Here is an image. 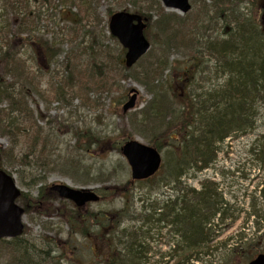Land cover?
<instances>
[{"label": "trees", "instance_id": "obj_1", "mask_svg": "<svg viewBox=\"0 0 264 264\" xmlns=\"http://www.w3.org/2000/svg\"><path fill=\"white\" fill-rule=\"evenodd\" d=\"M214 1L212 9L207 10L206 8L204 11L203 7L199 17L191 23L174 14H166L161 4L156 0H127L132 6V10L159 14L158 28L165 34L167 31L173 32V36L176 38L173 42L169 38L165 46L172 48L175 43L179 49L186 51L188 53L186 57L189 58L186 61L196 65V73L203 66V56L206 54L212 57L211 61L216 65L222 63L227 55L230 57L231 63L234 64L230 71L231 76L222 86H215L214 94L205 97L206 91L201 90L200 94L198 93V99L192 98L193 91H189V94L184 97L169 94L156 84L158 74L164 70L166 61L163 63L164 65L160 61L156 66L154 63L143 65L146 66L143 68V77L135 72L128 76L122 74L119 77L122 80H126L128 77L133 78L143 83L147 90L156 93H151L156 97L143 111V137L145 138V131L150 135L148 140L153 146L160 150L169 146L172 155L178 143V137L175 139L173 135L179 133L181 129L177 126L186 125L191 120L192 115L185 112L188 111L190 102L198 101L200 115L201 110L205 109L207 113L205 121H200L198 117L195 125L191 127L194 130V132L192 131L194 135L189 143L190 147L188 148V145L186 147L190 153L180 159L181 164L183 161L184 164L191 162L200 166L197 167L198 169L208 166L206 160H210L212 163L216 159L215 144L210 139L214 141V138L217 137L224 140L233 129L244 131L250 128L253 130L256 115L252 113V109L255 110L256 106L260 114L264 110V27L261 25L264 22V0H258V4L255 6L259 8V11H252L249 16L240 12L239 7L234 3L235 0ZM35 2L36 0H0V137L9 138L14 147H18L25 138L29 144V152L25 154V157L31 154L36 162H41L42 158L46 156L45 143L47 139L42 137L43 130L36 125L35 113L30 108L33 96L38 95L44 101H48L52 91L57 100L63 101L66 97L65 94L73 92L78 93L82 102L89 103L88 94L98 93L103 88L112 90L115 86V78L114 75L110 77L103 75L102 79L101 75L97 77L95 74L96 67L101 70L102 67L105 68L102 58L106 55L107 50H102L100 42L97 44L96 48L98 49L94 51V54L88 53L87 48L84 47L78 46L79 50L77 47H72L66 58L65 75L61 79L54 78L55 83H51L48 90H42V84L39 81L42 79H38L33 64L39 67L41 60H46L48 65L53 64L59 56L58 53H61L60 46L63 40L58 43V39H54V37L48 39L41 33L40 36L35 35V33L38 34V25L36 26V24H39L44 16L39 10L37 13L33 10ZM56 2L59 7L68 6L70 13L73 7L78 11L77 14L71 13V17L61 18V20L67 19L66 21L71 24L72 27H67L68 31L75 30L69 38L72 45L79 40L83 31L89 32L90 28L86 23L88 19H82L90 6L89 0H40L41 7L48 6V9L54 7ZM257 15H261L260 19L257 18ZM64 16L67 17L66 14ZM208 23L211 24L206 27L205 31L204 26ZM215 23H221L223 35L208 34L215 32L213 28ZM246 27L249 29H245ZM78 29L84 30L80 32ZM202 31H205L204 34H201ZM223 36L232 40V49L225 52ZM110 39L112 38L110 37ZM98 40L96 37V42ZM225 45L229 46L230 43H225ZM28 53L32 55L30 58L27 57ZM83 56L89 57V63L88 61L85 64L82 63ZM199 60L201 65L198 64ZM211 74L215 73L211 72ZM204 79L201 77L200 86L202 87ZM214 80L216 79L214 78ZM179 103H183L184 106L178 105ZM179 111L180 113L177 114ZM74 135L78 138L79 143L83 140L88 145L95 144L103 148H108L111 142L109 139L103 140L89 130L85 132L76 130ZM119 148L117 146L116 150L119 151ZM260 148L264 152V143L260 145ZM21 162H24V159ZM261 162L264 163V159H261ZM177 195L179 197L176 202L168 207L154 208L160 214H157L155 220L148 223L152 228L159 226V230H168L172 240L174 237L178 238V242L174 246V252L178 258L177 264H188L192 259L199 262L201 260L200 249H204L206 245H210L208 243L212 242L213 221L218 216L221 220L226 217V214H220V207L223 204L221 194L217 193L213 183L204 182L202 190L199 192L180 186ZM262 195L264 198V191H262ZM25 197L24 195L20 199L23 204ZM58 200L61 205L65 204L56 193L41 188L34 204L39 209L47 206L50 210L52 206L57 211L58 207L53 204L55 205V201ZM52 213L50 211V215ZM79 217L78 210L71 208L70 213L63 215V218L69 222L73 220L72 223L75 224ZM81 231L83 233H69L68 240L60 245L61 253L58 256L53 254V248L58 246H55L53 241L44 240L41 243L34 241L30 244L20 239L12 242L0 241V250H6L13 264H79L70 255V253H75L76 236L81 235L87 238L93 234L85 233L86 228ZM93 235L95 236V234ZM96 235L109 242L110 251L112 249L119 250L110 253L103 264H150L149 256L151 253H156L149 243L155 239L152 233H120L118 239L122 243L123 249L116 246L113 239L114 233H98ZM156 235L159 237L160 233ZM46 246H50V250L42 253V247ZM255 247L257 246L248 243L233 248L231 253L236 257V260L246 258L245 262L250 257L249 251L255 250Z\"/></svg>", "mask_w": 264, "mask_h": 264}, {"label": "rangeland", "instance_id": "obj_2", "mask_svg": "<svg viewBox=\"0 0 264 264\" xmlns=\"http://www.w3.org/2000/svg\"><path fill=\"white\" fill-rule=\"evenodd\" d=\"M190 1L192 11L189 13L187 21H191V23L199 17L202 6L212 7V2L209 0ZM249 2L248 0L245 3L243 1L238 4V7L243 9L244 13L250 12ZM89 4L88 11L82 18L88 19L86 23L90 28L89 32L78 29L83 32L80 34L79 40L71 45L69 38L75 30L68 31L67 27L71 24L66 21L67 19L61 20V18L71 17V13L77 14V9L73 7L70 13L68 6L59 7L57 2L50 9L48 6L42 8L40 0L36 1L35 7H33L34 11L37 13L39 10L44 15L40 23L36 24L41 35L48 39L54 37V39H58V43L63 40L60 46L61 53H58L59 56L54 61V66H49L46 60L40 63L41 71H38V76L42 80L39 81L42 84V90H48L51 83H55L54 78L61 79L65 75L66 58L72 47H77V49L84 47L87 48L88 53L94 54V51L98 49L96 48L97 44L101 42L102 50H107L106 55L102 58L105 68L102 67L104 71L102 73L101 68L96 67L94 70L98 73L95 72V74L97 77L101 75L102 79L103 75L105 77L114 75V88L112 90L103 88L98 93L91 92L88 94L89 103L82 102L78 93L73 92H69L67 95L64 93L66 97L63 101L57 100L52 91L48 101H44L38 95L33 96L31 107L37 114L36 125L43 130L42 137L47 139V142L45 141L46 156L42 158L41 162H36L34 157L29 154L24 158V165H22L19 162L21 158L18 159V156L21 153L24 155L29 152L28 141L23 138L17 148L9 150L12 144L8 138L0 137V149L4 153V155L2 154V167L14 176L18 187L29 197L27 200H30L27 204L28 213L24 217V223L28 227L24 239L28 243L34 241L41 243L43 240L53 241L54 245L58 246L53 248L54 251L58 250L53 253L55 255L61 253L60 245H63V242L69 237L71 227L75 228L72 233L78 229L75 223H72L73 220L69 223L63 218V215L70 213V208H72L70 205H61L55 201L53 206L58 207L55 211V207L51 206L50 210L47 206L39 209L34 204L35 197L39 195L41 187L49 189L54 184H67L76 189H93L103 197V201L90 205L84 213L102 212L112 215V224L123 217L124 222L119 230L127 229L129 232L135 231L136 233H143V211L150 209L149 204L155 202L160 205L176 199V194H171V199L167 198L171 191L164 186L155 185L157 179L146 184L136 183L130 188L126 185L127 182H131V171L125 158L116 148L117 146L121 147L128 138L137 139L145 145H151L148 140L150 135L144 131L145 138L143 137V111L156 97L154 95L156 93L147 90L143 83L133 78L128 77L126 80H122L119 77L122 74L131 75L132 72L143 77V68L146 67L143 65L150 63L157 55L158 60L166 61L163 72L158 74L159 82L156 84L159 87L168 90L172 86L175 95L178 96L181 85L189 94L193 86L198 83L192 82L193 70L187 72L186 60L188 57L186 56L188 53L186 51L179 49L175 43L172 48L168 49L167 55L162 51L163 40L167 39L172 32L167 31L164 34L156 25V14L152 13H148L151 21L145 31L146 38L151 43V50L136 66L127 71L122 65L125 56L122 47L118 41L110 39L108 21L110 12L115 13L121 10L131 12L133 11L132 6L127 0H89ZM61 8L62 10H60ZM134 11L136 10L134 9ZM168 12H172V10H168ZM80 13L82 12L80 11ZM65 14L67 17L64 16ZM211 23L204 26L205 31ZM213 28L215 32L208 33L209 35H223L221 23H215ZM205 31H202L201 34H204ZM96 37L99 39L97 42ZM82 58V63L85 64L87 61L89 63L88 56ZM171 64L175 66L174 71L170 70ZM206 67H212V64L208 63L204 68ZM186 75L187 78H185ZM220 82L223 83L224 80ZM75 84L77 83L75 82ZM104 87L106 86L104 85ZM133 88L139 92L136 108L123 115V104L126 102L128 92ZM76 130L82 132L89 130L92 134L103 140L109 139L111 142L108 148L95 144L88 145L83 140L79 143L78 138L74 135ZM260 138H262L261 143H264V110L260 114L254 131L248 130L247 133L235 135L226 140L222 145L217 144L222 150L217 154V160L213 167L186 182L196 190L200 189V182L205 179L215 182L218 185L217 193L221 194L223 203L220 209L229 211V215L223 220L218 216L213 221L212 233L214 236L212 242L208 243L210 245L200 249L201 260L195 262L192 259L188 264H243L246 258L236 260L230 249L241 247L246 242L257 246L255 250L249 251L251 257L264 251V235H261L264 233V198L261 193L264 191V163H260L252 153V147ZM161 151L166 167L163 172H168L170 171L169 165L174 162V156L170 147H165ZM40 176L43 178H37ZM104 191H106V195H104ZM163 193H165L164 197ZM125 195H128L127 198ZM123 208L127 219L123 215ZM50 211L51 213L54 211V213L50 215ZM157 213L155 212V214ZM105 223L109 224V222ZM258 225L263 227L261 232L256 231ZM146 229H149L155 237L149 242L154 251L160 250L161 253L166 254L172 249V244L174 247L178 242V238L174 237L173 243L162 244L164 241L170 242L171 240L167 230H159V226L154 228L149 226L144 230ZM157 233H160L159 237L156 235ZM91 239L76 238V252L70 253V255L77 263L103 264L104 258L109 255V242L105 239L93 242ZM150 258V264H161L162 257L159 254L157 257L151 254ZM165 262L172 264L173 259L166 257L162 264ZM174 263L176 262L174 261ZM0 264H13L6 250H0Z\"/></svg>", "mask_w": 264, "mask_h": 264}, {"label": "water", "instance_id": "obj_3", "mask_svg": "<svg viewBox=\"0 0 264 264\" xmlns=\"http://www.w3.org/2000/svg\"><path fill=\"white\" fill-rule=\"evenodd\" d=\"M167 8H175L184 13L190 10L188 0H162ZM138 24H134V22ZM144 24L140 17L127 13H117L112 16L110 29L123 46L128 50L126 65L131 67L149 49V43L143 35ZM137 96L134 95L124 106V112L133 108ZM132 169L133 180H146L152 177L161 166V157L158 151L137 141L127 142L121 149ZM63 199L73 201L82 207L89 202L99 201V197L92 191L85 189L75 190L65 185H56L51 188ZM20 192L14 180L4 172H0V239L16 238L23 233L22 216L24 211L15 204ZM249 264H264V254L259 255Z\"/></svg>", "mask_w": 264, "mask_h": 264}, {"label": "bare ground", "instance_id": "obj_4", "mask_svg": "<svg viewBox=\"0 0 264 264\" xmlns=\"http://www.w3.org/2000/svg\"><path fill=\"white\" fill-rule=\"evenodd\" d=\"M245 29H249L248 27H246ZM227 37H225V36H223V39H225V40H223L224 41V46H226V49L224 50V52L225 51H228V50H230V49H232V44H231V42H232V40L230 39V38H228V39H226ZM225 43H230V45L228 46V45H225ZM226 54V53H225ZM228 56V55H227ZM225 57V60L222 62V63H218L217 65H216V67H215V74H207V76H210V77H212L210 80H208L207 82H206V84H205V91H206V95H205V97L207 96V95H210V94H214L215 92H216V88H215V86H222V84L223 83H226L227 82V80H229V77L231 76L230 75V71H231V69L234 67V64L233 63H231V59H230V57ZM214 76V77H213ZM214 78L216 79V80H214ZM222 80H224V82L223 83H221L220 81H222ZM258 109H257V107L255 106V110L254 109H252V113H254V115H256V117H255V119H254V123H253V125H254V127H255V125H256V123H257V121H258V119L260 118V113L257 111ZM257 111V112H256ZM256 112V113H255ZM206 116H207V113H206V111H205V109L204 110H201V115L199 116V119H200V121L202 120V121H205V119H206ZM253 127V128H254ZM248 130H250V128L248 129ZM248 130H237V129H233L232 130V132L231 133H229V135H227L225 138H224V140H220L219 138H217V137H215L214 139V141L212 140V139H210V141L211 142H213L214 144H215V146H214V153H215V156H217V154L222 150L221 149V147H218L217 146V144L218 145H222L226 140H228V139H231L233 136H235V135H239V134H242V133H246ZM261 140H262V138H260V139H257V141H256V145L255 146H253L252 147V153H253V155L254 156H256L258 159V161L261 163V159H264L263 158V156H264V152L262 151V149L260 148V145H262L263 143H261ZM261 143V144H260ZM206 162H208L207 163V165H214L213 163H210L211 161L210 160H206ZM173 184H174V181L173 180H171L170 182H169V185L170 186H173ZM180 184H181V182H178L177 183V187L176 188H178L179 186H180ZM223 205V204H222ZM225 210V211H224ZM157 214H160V213H157ZM156 214V215H157ZM220 214H222V215H225L226 214V216L227 215H229V211L227 210V209H221L220 210ZM156 215L155 216H153V217H150L149 219H147L146 221H153V220H155V218H156ZM146 223V225H145V228L146 227H149L150 225H149V223ZM145 233H150V230L149 229H146L145 230Z\"/></svg>", "mask_w": 264, "mask_h": 264}, {"label": "flooded vegetation", "instance_id": "obj_5", "mask_svg": "<svg viewBox=\"0 0 264 264\" xmlns=\"http://www.w3.org/2000/svg\"><path fill=\"white\" fill-rule=\"evenodd\" d=\"M173 181H174V184L172 186V189L170 190L169 187H166L167 190H170L171 193L168 195V199L170 198L171 194L174 195V193H178V188L177 187V183L179 181V175H178V172H175V175L173 177ZM164 196H165V193H164ZM111 216L112 215H109L107 218L109 220V226H108V230L110 228L109 231H111L112 233H130L127 229L126 230H119L120 229V226L123 224V220L118 224V226L116 225V223L112 224L111 222ZM147 223V221H145V219H143V226H145ZM93 229L94 231L98 230L99 229V223L96 222L93 226ZM174 230V229H173ZM143 233H145V230H143Z\"/></svg>", "mask_w": 264, "mask_h": 264}]
</instances>
